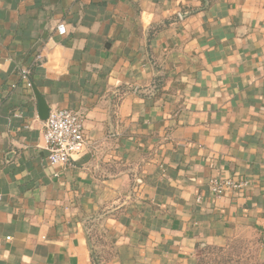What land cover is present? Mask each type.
Masks as SVG:
<instances>
[{"label":"crops","instance_id":"1","mask_svg":"<svg viewBox=\"0 0 264 264\" xmlns=\"http://www.w3.org/2000/svg\"><path fill=\"white\" fill-rule=\"evenodd\" d=\"M35 91L83 119L69 165ZM94 213L100 264H199L251 236L264 262V0H0V264H94Z\"/></svg>","mask_w":264,"mask_h":264},{"label":"built area","instance_id":"2","mask_svg":"<svg viewBox=\"0 0 264 264\" xmlns=\"http://www.w3.org/2000/svg\"><path fill=\"white\" fill-rule=\"evenodd\" d=\"M58 33L66 34L64 25H59ZM30 72L22 70L20 76L26 80ZM31 87V84L28 85ZM45 149L51 167L69 165L79 158L87 149V141L82 117L67 109H52L48 119L43 122ZM247 182L234 179L210 178L208 185L214 195H223L226 191H241Z\"/></svg>","mask_w":264,"mask_h":264},{"label":"rangeland","instance_id":"3","mask_svg":"<svg viewBox=\"0 0 264 264\" xmlns=\"http://www.w3.org/2000/svg\"><path fill=\"white\" fill-rule=\"evenodd\" d=\"M159 84L158 81L154 83L156 86ZM83 224L96 256H101V251L110 244L105 233L104 216L101 213L85 216ZM259 243L258 237L251 236L236 238L222 247H204L200 251L199 264H264L258 253Z\"/></svg>","mask_w":264,"mask_h":264},{"label":"water","instance_id":"4","mask_svg":"<svg viewBox=\"0 0 264 264\" xmlns=\"http://www.w3.org/2000/svg\"><path fill=\"white\" fill-rule=\"evenodd\" d=\"M35 96H36V99L38 101V108H39L38 109V116H39V119L41 121H46L48 119V116H49V113H50V108L47 105V103L44 100V98L37 91H35ZM90 250H91V254H92V258H93L94 264H100L98 259H97L96 253L93 250L91 244H90Z\"/></svg>","mask_w":264,"mask_h":264}]
</instances>
